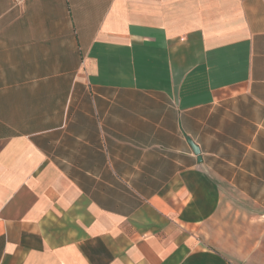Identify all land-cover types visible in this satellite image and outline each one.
Wrapping results in <instances>:
<instances>
[{
	"label": "crops",
	"instance_id": "1",
	"mask_svg": "<svg viewBox=\"0 0 264 264\" xmlns=\"http://www.w3.org/2000/svg\"><path fill=\"white\" fill-rule=\"evenodd\" d=\"M0 264H264V0H0Z\"/></svg>",
	"mask_w": 264,
	"mask_h": 264
},
{
	"label": "water",
	"instance_id": "2",
	"mask_svg": "<svg viewBox=\"0 0 264 264\" xmlns=\"http://www.w3.org/2000/svg\"><path fill=\"white\" fill-rule=\"evenodd\" d=\"M187 142L189 143L193 153L198 156V161H200L198 148L190 141V139H187Z\"/></svg>",
	"mask_w": 264,
	"mask_h": 264
}]
</instances>
